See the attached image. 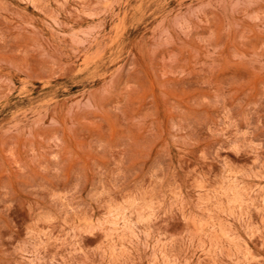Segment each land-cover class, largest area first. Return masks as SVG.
Segmentation results:
<instances>
[{
    "label": "rangeland",
    "instance_id": "rangeland-1",
    "mask_svg": "<svg viewBox=\"0 0 264 264\" xmlns=\"http://www.w3.org/2000/svg\"><path fill=\"white\" fill-rule=\"evenodd\" d=\"M0 264H264V0H0Z\"/></svg>",
    "mask_w": 264,
    "mask_h": 264
}]
</instances>
